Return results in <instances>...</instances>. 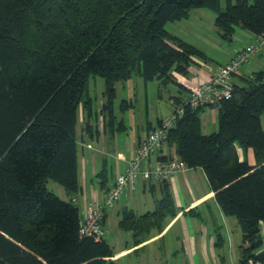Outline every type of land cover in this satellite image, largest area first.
Returning a JSON list of instances; mask_svg holds the SVG:
<instances>
[{
    "label": "trees",
    "instance_id": "16d2710c",
    "mask_svg": "<svg viewBox=\"0 0 264 264\" xmlns=\"http://www.w3.org/2000/svg\"><path fill=\"white\" fill-rule=\"evenodd\" d=\"M195 8L217 13L219 34L233 40L238 26L264 33V0H0V264H118L106 239L82 237L77 126L89 107L91 78L105 80L103 114L116 120V84L138 74L191 91L173 71L187 74L207 54L169 32L167 24ZM123 108L130 105L125 101ZM170 130L169 143L189 168H203L224 212L244 233L243 258L264 259V70L242 77L231 98L193 108ZM217 108L218 130L205 134L202 113ZM161 121V120H160ZM159 121V122H160ZM88 132H96L87 124ZM252 149L255 163L241 157ZM60 184L68 199L48 187ZM168 188V184H166ZM170 191L155 212L130 227H160L174 215Z\"/></svg>",
    "mask_w": 264,
    "mask_h": 264
},
{
    "label": "crops",
    "instance_id": "0c3cea01",
    "mask_svg": "<svg viewBox=\"0 0 264 264\" xmlns=\"http://www.w3.org/2000/svg\"><path fill=\"white\" fill-rule=\"evenodd\" d=\"M194 10H199V20L202 21L199 22L203 23L207 15L209 25L215 26L217 13H209L205 8L193 9L189 17L182 20H187L186 22L189 23ZM169 24L171 23L167 24L169 32L191 43L186 32L173 29ZM198 24L195 23L199 29L195 32L196 35L208 40L209 35L200 30ZM253 34L249 35V43L256 40L257 35ZM241 49L243 48H231L223 53L220 61L211 58L205 50L209 61L196 59L187 74L177 71H173V74L184 87L182 90L187 92V85H197L207 81L221 65L228 63ZM253 57L255 58L252 62L249 61L247 65L241 67L240 73L235 76V83H242L243 76L264 70V49ZM93 78L94 84L90 80L88 87L89 98L92 100V114L87 105L81 104L77 126L81 188L76 198L78 205L82 207V216L91 201L104 200L106 193L115 185L117 176L126 170L128 161L135 156L141 141L161 119L174 112L172 97L181 93L180 85L169 83L167 87L173 86L170 96L172 110L157 115L153 120L148 118L142 131L136 137L129 138L124 120L118 123L116 117V120L109 124L108 119L105 118L103 114L105 80L102 77ZM128 80L117 82V97L119 83ZM98 85L101 99L95 105L92 88ZM88 123L94 126L96 132L86 131L85 127ZM202 126L205 134H210V126L213 132L218 130L216 108H205L202 113ZM167 152L169 154L177 152V145L169 143ZM162 154V150H158L152 157V164L162 159ZM241 157L247 158L251 163L256 161L252 149L241 151ZM56 188L61 198L68 199L61 185ZM168 190L175 207L174 215L167 214L164 220L159 222L160 227L153 225L149 228L136 229L129 226L131 220L125 218L126 211H132L137 218L155 212ZM103 225L105 239L114 248L113 259L118 264H240L243 258L245 243L241 223L237 217L224 212L203 168L188 167L185 171H180L172 178L163 181L139 179L134 189L124 192L113 208L105 210ZM260 229L264 242V222L261 223ZM262 251L264 244L257 253Z\"/></svg>",
    "mask_w": 264,
    "mask_h": 264
},
{
    "label": "built area",
    "instance_id": "2783aa9c",
    "mask_svg": "<svg viewBox=\"0 0 264 264\" xmlns=\"http://www.w3.org/2000/svg\"><path fill=\"white\" fill-rule=\"evenodd\" d=\"M262 49H264V33L257 35L253 43L237 51L236 55L228 63L221 65L210 79L197 85H187L191 96L185 103L176 105L174 112L161 119L141 141L135 156L128 161L126 170L117 176L115 185L106 193L104 200L91 201L88 204L80 221L82 237L105 239L103 225L105 210L113 208L124 192L134 189L139 179L168 180L176 173L188 169L186 162L177 152L172 154L167 152L170 130L184 115L185 105L193 108L217 106L222 100L231 98L235 89V76L240 73L244 63ZM172 102L174 103L173 100ZM158 150H162L163 158L152 164V157ZM73 201L77 202V198L74 197ZM248 264H264V259L251 258Z\"/></svg>",
    "mask_w": 264,
    "mask_h": 264
},
{
    "label": "rangeland",
    "instance_id": "374dc122",
    "mask_svg": "<svg viewBox=\"0 0 264 264\" xmlns=\"http://www.w3.org/2000/svg\"><path fill=\"white\" fill-rule=\"evenodd\" d=\"M223 5L226 6V0H223ZM205 9L209 13L214 12L216 14V12L211 9ZM198 11L199 10L193 11V16L189 23L186 22L187 20H178L174 21V24L170 22L171 24H169V26L173 29L186 32L187 36L191 40V43L203 51L206 50L205 52H208L207 54L211 56V58L220 61L223 53L227 52L231 48H245L250 44L248 38L250 34H253V32L250 30L238 26L233 36V40H226L219 34L216 24L215 26L209 25V19L207 15H205V20L203 23H201L202 21L199 20L200 14ZM195 23L201 24H198V26L200 27V30H202L206 35H209L208 40L207 38L204 39L196 35L195 32L199 29ZM192 30L195 31L192 32ZM203 48H205V50ZM254 58L255 57L252 56L249 61L252 62ZM248 62L244 63V65H247ZM98 79H100V77H98ZM94 81V78H92V84H94ZM146 83H148V85H146ZM118 87L119 93L116 99L115 116L118 118V123L124 120L125 125H127L126 133L129 135V138L136 137L142 131L143 126L146 125L148 118L153 120L157 115L166 114V112L172 110L170 96L172 95L171 93L173 86H162L157 79L146 81L140 75H133V77L127 82H120ZM92 96L94 104L97 105L101 99L99 85L96 88H92ZM125 101L130 102V105L123 108V104L127 105ZM211 127L212 126H210L209 129L210 133L213 132ZM240 151L243 150L240 149ZM59 185L60 184L51 181L49 182L48 187L51 191L55 192L59 196L56 188L59 187ZM82 214L83 210L81 207V215Z\"/></svg>",
    "mask_w": 264,
    "mask_h": 264
}]
</instances>
